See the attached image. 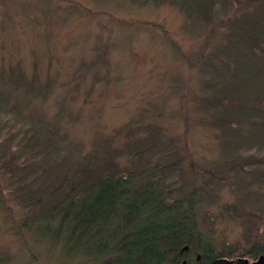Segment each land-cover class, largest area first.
<instances>
[{
    "label": "rangeland",
    "instance_id": "1",
    "mask_svg": "<svg viewBox=\"0 0 264 264\" xmlns=\"http://www.w3.org/2000/svg\"><path fill=\"white\" fill-rule=\"evenodd\" d=\"M210 3L0 0V264H88L33 223L53 201L20 198L36 171L24 166L30 141L39 162L45 146L58 164L31 194L106 162L148 170L135 182L170 166L164 182L181 197L204 189L197 228L217 252L249 249L253 227L264 244V107L235 103L264 99V59L248 47L264 38V0ZM23 78L38 89L23 94Z\"/></svg>",
    "mask_w": 264,
    "mask_h": 264
},
{
    "label": "trees",
    "instance_id": "2",
    "mask_svg": "<svg viewBox=\"0 0 264 264\" xmlns=\"http://www.w3.org/2000/svg\"><path fill=\"white\" fill-rule=\"evenodd\" d=\"M204 1L209 2L210 10L211 0ZM248 47L258 51L259 59H264L259 53L264 51V38L259 40L258 45ZM101 58L98 56L97 60ZM23 81L25 87L24 78ZM38 86L35 82L30 85V89L25 87L23 94L33 92ZM235 103L264 107V99L261 102L240 99ZM44 131L46 138L48 132L46 129ZM33 143L34 145L30 141L26 147L24 166L27 169L31 163L36 164V171L33 176L27 174V181L21 184L22 189H27L30 194H21L20 198L37 195L35 203L25 201L32 206L48 205L53 201L49 208L36 216L33 223L38 226L40 233L49 236L54 242L60 241L61 250L88 260V264H183L184 260L185 264H210L217 259H254L264 255V244L258 241L255 227L250 231L249 249L233 248L227 252H217L210 238L203 236L197 228L195 210L202 199L196 200L195 197H203L204 189H193L188 198L181 197L178 187L167 186L164 182L170 166L156 165L155 172L147 174L143 181L135 182V179L143 177L148 170L130 173L106 162L82 171L84 174L77 180L69 182L64 176L60 186L52 190L50 196H43V192L31 194L29 191L33 190L28 187L35 177L58 165L56 161L52 162L53 157L45 146L40 152V163L35 157L38 143ZM11 154L8 151L3 161H10L8 156ZM89 159L93 161V157ZM10 167L16 168L17 165L12 163ZM66 168L65 164L60 166L63 173ZM206 182L204 186L213 189L211 184H221L223 179L210 178ZM64 185H68V192L57 199ZM22 189L20 190L23 191ZM55 198L57 200L54 201ZM226 212L236 220L247 219L255 220L256 224L261 223L255 215L237 216L230 209ZM198 256L199 262L196 260Z\"/></svg>",
    "mask_w": 264,
    "mask_h": 264
},
{
    "label": "water",
    "instance_id": "3",
    "mask_svg": "<svg viewBox=\"0 0 264 264\" xmlns=\"http://www.w3.org/2000/svg\"><path fill=\"white\" fill-rule=\"evenodd\" d=\"M237 262H238L237 264H248L247 260H243V259H239L237 260ZM211 264H231V262L228 261L227 259H217L211 262ZM254 264H264V257L260 256L258 262Z\"/></svg>",
    "mask_w": 264,
    "mask_h": 264
},
{
    "label": "flooded vegetation",
    "instance_id": "4",
    "mask_svg": "<svg viewBox=\"0 0 264 264\" xmlns=\"http://www.w3.org/2000/svg\"><path fill=\"white\" fill-rule=\"evenodd\" d=\"M260 256H263L264 257V255L263 254H261V255H259V256H257L256 258H251V259H249V258H234V259H230V260H228V261H230L231 262V264H237L238 262H237V260H239V259H243V260H247V262H248V264H254V263H256V262H258V260H259V258H260ZM196 260L199 262L200 261V257L198 256L197 258H196ZM185 260L183 261V264H185ZM211 264V263H210Z\"/></svg>",
    "mask_w": 264,
    "mask_h": 264
}]
</instances>
